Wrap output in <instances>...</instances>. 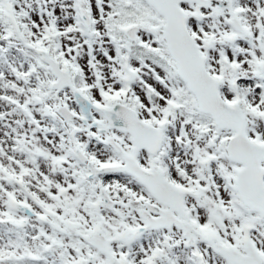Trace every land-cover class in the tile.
Here are the masks:
<instances>
[{
    "label": "snow or ice",
    "instance_id": "1",
    "mask_svg": "<svg viewBox=\"0 0 264 264\" xmlns=\"http://www.w3.org/2000/svg\"><path fill=\"white\" fill-rule=\"evenodd\" d=\"M0 264H264V0H0Z\"/></svg>",
    "mask_w": 264,
    "mask_h": 264
}]
</instances>
